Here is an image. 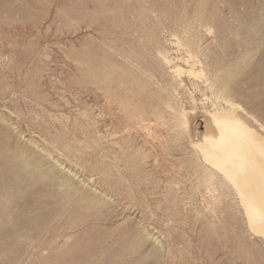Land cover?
Wrapping results in <instances>:
<instances>
[{
	"label": "rangeland",
	"instance_id": "obj_1",
	"mask_svg": "<svg viewBox=\"0 0 264 264\" xmlns=\"http://www.w3.org/2000/svg\"><path fill=\"white\" fill-rule=\"evenodd\" d=\"M226 99L264 134V0H0V264H264Z\"/></svg>",
	"mask_w": 264,
	"mask_h": 264
},
{
	"label": "bare ground",
	"instance_id": "obj_2",
	"mask_svg": "<svg viewBox=\"0 0 264 264\" xmlns=\"http://www.w3.org/2000/svg\"><path fill=\"white\" fill-rule=\"evenodd\" d=\"M226 103V107L206 110L209 124L195 146L204 162L236 193L249 229L264 239V134L238 113L245 112L241 105L229 99Z\"/></svg>",
	"mask_w": 264,
	"mask_h": 264
}]
</instances>
